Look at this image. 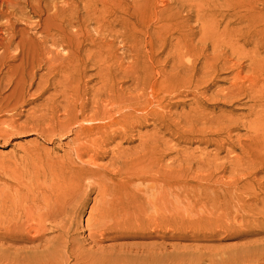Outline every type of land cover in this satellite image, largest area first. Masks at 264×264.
Returning <instances> with one entry per match:
<instances>
[{
    "label": "bare ground",
    "instance_id": "bare-ground-1",
    "mask_svg": "<svg viewBox=\"0 0 264 264\" xmlns=\"http://www.w3.org/2000/svg\"><path fill=\"white\" fill-rule=\"evenodd\" d=\"M47 1L0 0V138L6 139L18 131L14 121L2 120L6 101L28 95L25 104L42 102L39 119L48 122L43 134L47 137L73 135L72 158L64 170L73 173L75 183L60 199L45 205L36 215L28 214L23 221L20 217L0 218V264H165L166 256L161 255L166 254L168 239L166 205H159L154 199L161 195L159 191L151 192L149 196L153 199L144 200L146 207L135 213L133 185L168 180L193 188L213 181L226 168H215L213 161L204 176L166 175L162 164L166 155L158 146L161 128H166L169 134L196 133L208 138L207 142L218 150L224 145L238 149L229 142L230 134L240 128L245 130L244 136H237L243 142L238 149L241 153L230 160L236 164L235 171L244 173L227 183L219 179L216 184L222 189L212 190L206 198H234L244 206L247 202L254 207L261 204L255 216L264 214L261 213L264 180H256L259 174H264V0H183L173 10L167 1L157 10L156 0H90L89 3L62 0L60 6L55 0ZM83 2L87 14L94 17H84L78 11ZM184 3L195 7L194 18L201 34L197 42H194V28L189 25L191 16L179 17L178 9ZM28 5H33L35 10L28 11ZM112 6L125 8L126 19L121 26L124 37L128 38L138 25L148 27L153 18L160 20V26L155 28L159 41L158 28L162 32L174 28L171 36L174 44L169 47L166 62V66L171 64L168 73L162 71L155 78L146 65L134 62L124 67L111 43L101 40L96 44L85 21H95L97 33L113 30L107 13ZM51 10L43 20L42 16ZM27 13L37 20L25 19ZM19 24L24 28L18 29ZM29 31H35L34 38L29 36ZM167 39L163 49L168 47ZM87 41L97 51L93 52L92 46L86 48ZM43 69L46 74L38 76L37 72ZM90 72L94 75L86 78ZM119 73L131 75L128 89L123 88ZM223 82L227 87H216L206 96L211 87ZM32 89L35 91L29 94ZM48 92L52 93L44 98ZM189 95L194 97V106L188 113L181 112L172 118L171 109L184 104L181 99ZM165 99L169 103L164 106ZM241 102L246 107V116L205 113L204 107L216 109ZM61 110L64 119H60ZM151 125L161 128L154 134L148 131L141 134V129ZM220 137L221 141L215 140ZM136 140L137 146L123 147ZM107 158L106 164L97 163ZM86 179H93V184L87 187L88 191H83ZM91 191L96 192L94 214L82 230L77 217ZM246 192L251 196L247 200L243 197ZM123 194L129 197L130 204L127 212L119 216ZM58 217L62 218L54 222ZM258 219L246 223L244 219L239 225L256 224ZM180 221L172 239L202 236L199 221L190 218ZM224 230L219 228V232ZM156 232L162 233L161 236H155ZM206 233L217 234L211 228L203 236ZM52 234L55 235L46 238ZM125 237L157 238L162 242L115 244ZM24 241L35 244L12 246ZM105 242L111 244L104 245ZM169 247L173 248L170 253L173 261L178 260V250L189 253L175 245ZM242 247L244 253H225L224 258L211 264H264V239Z\"/></svg>",
    "mask_w": 264,
    "mask_h": 264
},
{
    "label": "rangeland",
    "instance_id": "rangeland-1",
    "mask_svg": "<svg viewBox=\"0 0 264 264\" xmlns=\"http://www.w3.org/2000/svg\"><path fill=\"white\" fill-rule=\"evenodd\" d=\"M90 0H85L89 3ZM121 1V0H116ZM126 1V0H125ZM158 2L159 10L162 6L166 5V1L169 2V8L171 10L178 8V5L183 0H156ZM51 3L52 0L47 1ZM60 6L62 0H55ZM28 11H33V5H28ZM85 3L79 5L78 11L84 17H94L92 14L88 15L85 9ZM195 7L191 8L188 4L184 3V7L179 8V17L185 18L191 16L189 25L194 28L195 40L197 42L201 34L198 33V24L195 22ZM52 10L42 16L43 20L47 19V15L51 14ZM109 13V21L114 25L113 30L105 29L102 33H97L95 21H85V26L89 25V31L96 39V44L101 40H104L112 44V49L118 60L122 61L123 66L127 67L129 64L137 62L141 66L146 65L151 68L152 74L155 78H158L159 73L164 71L168 73L170 71V65L167 64V57L169 47L174 44V37H171L174 33V28H168L165 31H161L159 28V35L161 41L158 40V33L156 27L160 26V20L156 18L152 19L149 26L138 25L136 31L133 29L130 35L124 37L121 34L122 21L126 19L125 8L120 6H112L107 12ZM25 19L30 21H36L32 14L27 13ZM120 24V25H118ZM24 25L19 24L18 29H23ZM73 31V29H72ZM35 31H29V36L33 37ZM101 36V37H98ZM168 47L163 49V44L166 43ZM86 48H91L94 45L90 41L85 42ZM151 44L154 48H151ZM93 52L97 51L93 47ZM162 51V53H159ZM64 51H62V54ZM90 68V67H89ZM93 69V68H92ZM88 69V70H92ZM5 72V71H3ZM46 74L45 70L37 72V75ZM94 75V72L86 74V78ZM2 78V77H1ZM118 79L123 82V88L128 89L132 80L129 74H118ZM91 86V85H90ZM216 87H227V83H216L206 93L209 97ZM35 89L29 91L32 94ZM128 91L127 93H130ZM52 92H48L44 98H46ZM7 95V94H6ZM4 95V96H6ZM28 95L25 98L12 97L6 101V109L3 111L2 120L5 122L14 121L18 127V131L9 135L6 139L0 138V218L4 217H20L21 220H25L23 217L28 214L36 215L42 210L45 205L53 204L56 200L63 196V193L72 189L75 179L73 173L69 170H64L65 166H69L71 156V149L73 143L71 142L73 135L58 134L53 137H47L43 134L42 130L48 124L47 121L39 119L40 102L26 103ZM184 104H180L178 107L171 109L172 118H177V114L184 112L188 113L190 107H193L194 97L189 95L188 97L181 99ZM61 101V98H59ZM172 102V101H171ZM211 102V101H210ZM169 103V100L165 99L164 106ZM241 103H235L233 105H227V107L218 106L204 107L205 113L214 114L219 116L218 112L223 116L232 114L235 118L239 116H246V107ZM245 108V109H243ZM166 112V108L164 109ZM63 111L59 112L60 119H64L62 116ZM151 124V123H150ZM199 126L198 128H200ZM159 125H151L147 128L140 130L141 134L146 131L151 134L157 133ZM161 133H158V137L161 139L158 144L159 150L166 155L163 160V165L166 167V175L168 174H182L184 177L193 178L195 176H204L212 168L211 163L214 161L215 168H226L220 175H216L213 181L206 183L202 186L189 187L184 186L183 182L175 183L174 181L166 180V183L158 182L153 184L149 182H136L133 185V189L136 196L133 200V210L135 213L143 210L146 206L144 200L148 198L153 199L151 192L159 191L161 195L155 196L157 204L166 205V256L165 264H211L216 263L220 258L225 257V253H244L243 247L246 244L261 242L264 239V224L261 222L264 219V214L260 217H256L255 213H259L261 204L257 207L250 205H243L237 199L226 200H208L207 195L211 194L212 190L222 189L220 184H216L217 181L223 178L225 183L241 177L244 172L235 171V165L230 161L232 156L240 155V144L242 141L237 139V136H244L245 130L240 128L233 131L230 134L229 142H232L238 149H232L229 145H224L222 150L216 149L213 143H208L207 139L196 133L186 132H173L169 134L166 132V128H161ZM75 130V129H74ZM178 130L180 127L178 126ZM178 133V135H177ZM223 138H217L216 141H221ZM117 141V140H116ZM136 140L130 144H124V148H133L138 145ZM87 160V157H84ZM109 158L98 160V164L104 165L108 162ZM190 170V171H189ZM189 171V172H188ZM256 180L263 181L264 174H259ZM83 191H88L87 187L93 184V179H86L83 181ZM223 189H226L225 187ZM231 193L232 190L228 189ZM218 192V191H217ZM87 204L83 207L82 212L78 215L77 220L81 225V229H85L86 220L93 216L92 210L93 198L96 196V192L91 191L89 194ZM124 195V194H123ZM243 197L251 198L250 194L246 192ZM121 206H119V216L125 214L128 210L130 200L129 197L120 200ZM263 207L261 213H263ZM62 217H58L54 222H58ZM190 218L199 221V230L202 233L197 239L179 240L172 239V236L177 232L176 227L180 225V219ZM258 219L259 223L239 225L244 219L253 221ZM49 222L53 223L52 220ZM49 228V226H48ZM211 228L216 230V235H210L206 233V229ZM219 228H225L224 231L219 232ZM162 233L156 232L155 236H161ZM55 235V234H54ZM53 234L46 237L54 236ZM86 235V234H84ZM80 235V236H84ZM162 242L161 239H132L122 238L115 241V244H158ZM28 241H24L21 244L15 243L14 248L17 247H29L34 245ZM111 244V242H105L104 245ZM169 245H175L183 248L186 252L182 253V250H178V260L173 261V256L170 254L173 248ZM10 254V253H9ZM11 255V254H10ZM198 259V263H193L189 259Z\"/></svg>",
    "mask_w": 264,
    "mask_h": 264
}]
</instances>
